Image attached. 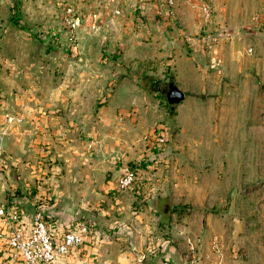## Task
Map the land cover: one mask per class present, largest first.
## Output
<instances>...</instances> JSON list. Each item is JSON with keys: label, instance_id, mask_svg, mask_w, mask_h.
<instances>
[{"label": "rangeland", "instance_id": "1", "mask_svg": "<svg viewBox=\"0 0 264 264\" xmlns=\"http://www.w3.org/2000/svg\"><path fill=\"white\" fill-rule=\"evenodd\" d=\"M9 1L0 24L2 77L40 97L48 82H68L83 117L66 120L67 139L77 140L83 166L97 164L83 175L109 179L112 169L137 165L129 188L139 187L148 222L171 224L168 242L186 264H264V0H173L171 14L149 20L130 7L132 32L148 43L145 57L124 60L98 46L86 57L92 69L67 34L55 47L37 36L41 14L29 8L32 0ZM8 23L13 29L3 30ZM161 39L163 46L152 44ZM146 77L173 80L184 95L174 110ZM25 87L13 93L21 98ZM75 108L69 102L66 111ZM43 161L58 166L56 155ZM69 166L47 165L46 174L74 173ZM22 189L36 191L31 183ZM50 197L41 201L50 206Z\"/></svg>", "mask_w": 264, "mask_h": 264}, {"label": "crops", "instance_id": "2", "mask_svg": "<svg viewBox=\"0 0 264 264\" xmlns=\"http://www.w3.org/2000/svg\"><path fill=\"white\" fill-rule=\"evenodd\" d=\"M13 1L19 5L21 0ZM69 1L74 9L77 7L75 11L79 23L74 29L72 41L66 42L80 53L81 60H90L91 52L98 46L103 52L124 60L145 57L143 49L148 43L144 44L138 37L141 33L132 32L134 20L130 7L141 9L144 18L148 20L164 11L165 14H171V9L159 0H139L138 4L136 0ZM6 3V0H0V24L1 21L6 22L3 20ZM63 4V0H32L29 5L33 12L41 14L39 19L33 21L41 24L34 28L37 29V36L45 39L51 47L57 46L66 36L58 17ZM114 8H117V13L113 12ZM10 25L11 23L6 24L3 30L13 29ZM138 28L143 30L140 23ZM165 39L164 37L163 42H166ZM4 40L5 36L0 37V43ZM168 42L171 44V40ZM152 44L161 46L162 39ZM10 51L15 55L21 53L18 46L11 47ZM89 60L84 63L85 66L94 68L95 63H90ZM2 76L0 72V124L4 129L0 147V153L4 154L0 157V204H16L26 218L39 214L50 223L56 236L71 222L84 221L89 227L81 244L67 255L59 256L54 264H185L186 259L177 256L168 242L166 231L172 230L171 224L157 226L147 221L146 206L142 199L136 198L139 187L133 186L121 192L114 189L116 177L127 165H121L117 173L118 168L112 169L109 179L94 178V170L92 176L83 175V171L91 174L89 168L97 164L88 163V168L83 166L77 140L72 143L67 139V135L72 134V129H69L71 122L67 124L66 120L79 121L83 117L77 108V93L67 90L68 82H48L43 97H40L37 91H29L28 87L27 89L16 83V80L11 81L7 76ZM20 86L29 92L21 98L13 93ZM30 86L34 88L35 85ZM69 102L76 108L66 111ZM57 109L58 113H55ZM6 116L11 117V120L6 121ZM50 152L52 153L49 154ZM55 155L58 157V166L43 161ZM72 162L75 164L74 173L60 172L57 176L46 174L47 165L50 170L63 168L64 171ZM24 165L31 168L30 173H23ZM30 183L35 184L36 191L33 189L32 194L30 190L23 192L22 188ZM49 197L54 200L50 206L41 201ZM104 200L107 203L112 201L108 208L103 206ZM137 204L139 206L135 208ZM128 213L132 216L129 217ZM186 242L188 248L193 249V241L187 238ZM190 261L196 264L193 259ZM0 264L19 263L10 261L0 252Z\"/></svg>", "mask_w": 264, "mask_h": 264}, {"label": "built area", "instance_id": "3", "mask_svg": "<svg viewBox=\"0 0 264 264\" xmlns=\"http://www.w3.org/2000/svg\"><path fill=\"white\" fill-rule=\"evenodd\" d=\"M169 7L173 0H159ZM207 16V9L202 8ZM117 13V8L113 9ZM60 27L66 31L71 42L74 29L79 23L78 15L71 4H63L58 13ZM6 121L11 117L6 116ZM4 129L0 124V147L3 143ZM156 140L163 138L157 133ZM136 169L125 166L116 177L114 189L122 191L129 188L136 180ZM89 232L84 221L69 223L59 236H56L50 223L42 216L34 214L26 218L19 206L12 202L0 204V252L10 261L19 264H54L59 256H65L76 249L82 238ZM186 264V263H185ZM189 264H193L192 262Z\"/></svg>", "mask_w": 264, "mask_h": 264}, {"label": "water", "instance_id": "4", "mask_svg": "<svg viewBox=\"0 0 264 264\" xmlns=\"http://www.w3.org/2000/svg\"><path fill=\"white\" fill-rule=\"evenodd\" d=\"M159 83L161 84L155 83L156 90L159 95L165 99L167 109L171 112L174 110L175 106L182 101L184 97L183 92L175 85L171 78H168L164 83Z\"/></svg>", "mask_w": 264, "mask_h": 264}, {"label": "flooded vegetation", "instance_id": "5", "mask_svg": "<svg viewBox=\"0 0 264 264\" xmlns=\"http://www.w3.org/2000/svg\"><path fill=\"white\" fill-rule=\"evenodd\" d=\"M154 86H155V83H157V84H161V83H159V82H165V81H167V80H159V81H156L155 79H153V78H151V77H146ZM157 88H156V86H155V90H156ZM157 91V90H156Z\"/></svg>", "mask_w": 264, "mask_h": 264}, {"label": "trees", "instance_id": "6", "mask_svg": "<svg viewBox=\"0 0 264 264\" xmlns=\"http://www.w3.org/2000/svg\"><path fill=\"white\" fill-rule=\"evenodd\" d=\"M158 134H159V133H158ZM128 166H130V167H132V168H135V169H136V166H137V165H133V166H131V165H128Z\"/></svg>", "mask_w": 264, "mask_h": 264}]
</instances>
